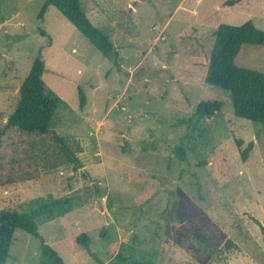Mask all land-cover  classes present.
<instances>
[{
	"label": "rangeland",
	"instance_id": "rangeland-1",
	"mask_svg": "<svg viewBox=\"0 0 264 264\" xmlns=\"http://www.w3.org/2000/svg\"><path fill=\"white\" fill-rule=\"evenodd\" d=\"M80 1L115 57L55 6L40 19L46 0H0V128L42 55L45 91L58 101L51 125L84 147L78 170L42 166L38 180L0 188V210L71 197L67 213L34 218L65 264H99L81 233L101 264L118 253L157 264H264V124L237 117L229 92L205 80L219 24L252 19L264 29V0L229 11L225 0ZM237 61L264 71V45H245ZM208 100L222 103L211 121L195 116ZM236 138L242 148L254 143L246 162ZM10 253L7 264H39L40 240L17 231Z\"/></svg>",
	"mask_w": 264,
	"mask_h": 264
},
{
	"label": "trees",
	"instance_id": "trees-1",
	"mask_svg": "<svg viewBox=\"0 0 264 264\" xmlns=\"http://www.w3.org/2000/svg\"><path fill=\"white\" fill-rule=\"evenodd\" d=\"M242 0H225L226 10H232ZM55 6L83 33L105 57L116 55V46L111 36L93 24L80 0H46L39 18L43 19L48 6ZM43 35L46 31L40 30ZM215 41L208 60L205 80L212 86H219L229 92L234 113L264 124V71L239 65L237 58L245 45H264V29L252 19L241 25L221 23L214 32ZM45 62L39 55L19 88L20 99L17 108L8 116L0 128V188L38 180L42 166L55 169L71 164L74 170L84 166L79 157L84 151L80 139L72 135H62L51 125L58 108V101L45 91L43 73ZM87 95L79 88V105L84 108ZM218 100L201 101L195 108V116L207 121L213 120L221 111ZM146 142V141H144ZM243 139L236 138L234 149L243 161H248L254 143L242 148ZM175 153L185 158V149L176 147ZM71 197L51 201L37 198L32 200L34 208L29 212L0 210V264H7L10 250L17 231H25L40 240L41 259L39 264H65L61 254L55 250L39 232L34 218L41 214L49 217L65 214L71 209ZM264 233V226L258 222ZM203 238L201 235H199ZM96 260H103L90 247L89 236L81 233L76 238ZM108 264H157L148 256H127L118 253Z\"/></svg>",
	"mask_w": 264,
	"mask_h": 264
},
{
	"label": "water",
	"instance_id": "water-1",
	"mask_svg": "<svg viewBox=\"0 0 264 264\" xmlns=\"http://www.w3.org/2000/svg\"><path fill=\"white\" fill-rule=\"evenodd\" d=\"M116 54H117V52H116Z\"/></svg>",
	"mask_w": 264,
	"mask_h": 264
}]
</instances>
